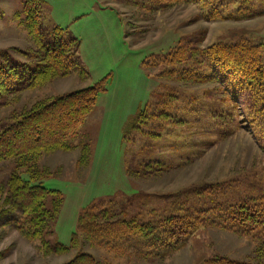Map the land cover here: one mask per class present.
Returning a JSON list of instances; mask_svg holds the SVG:
<instances>
[{"label": "rangeland", "instance_id": "obj_1", "mask_svg": "<svg viewBox=\"0 0 264 264\" xmlns=\"http://www.w3.org/2000/svg\"><path fill=\"white\" fill-rule=\"evenodd\" d=\"M21 1L0 0V53L33 69L43 53ZM40 1L45 40L54 28L77 40L70 60L84 73L36 88L14 82L0 98V132L50 99L94 86L98 97L68 150L0 163V264L83 255L91 264H264L263 230L248 235L242 216L264 217V123L233 103L212 58L219 47L258 48L264 72V0ZM11 178L51 192L45 205L57 211L37 237L20 225ZM175 211L199 221L166 252L143 251L145 240L116 224Z\"/></svg>", "mask_w": 264, "mask_h": 264}, {"label": "trees", "instance_id": "obj_2", "mask_svg": "<svg viewBox=\"0 0 264 264\" xmlns=\"http://www.w3.org/2000/svg\"><path fill=\"white\" fill-rule=\"evenodd\" d=\"M172 1L174 0H160L156 3L165 4ZM22 2V24L36 49L43 53V61L40 67L35 65L32 69L30 65L12 62L7 52H1L0 58L3 65L0 67V98L12 92L15 87L13 83H17L20 79L28 78L29 87L36 88L74 70L84 73L79 64L70 60L73 51L78 49L79 42L71 37L64 39L62 30L54 28L53 32L47 36L46 40L49 43L46 44L44 32L40 26V21H43L41 17L43 3L40 0H22ZM12 51L24 54V51L16 49ZM213 53L212 58L218 66L215 71L217 81L223 85L229 98L242 111L246 110L249 113L251 111L253 123H264V95L259 101L258 91H256L258 87L264 89V72L259 64V49L243 46L219 47ZM100 85L102 83H99ZM94 87L77 90L50 99L48 103L35 105L28 113L23 114L19 121L2 130L0 132V163L11 159L36 160L41 153L68 150L69 139L75 135L76 129L96 105L98 87ZM262 128L264 132V125ZM7 185L16 200L15 208L21 216L20 225L23 223L22 226L25 229L29 228L33 232L36 229L35 237L39 236L38 234L45 229L57 211L56 207L50 211L45 205V200L51 192L42 186L32 187L28 183L25 184L19 178H11ZM261 212L264 214V210ZM92 216L98 217L88 221L91 225L85 226L84 229L94 228L92 224L100 219L98 213ZM242 216L243 223L246 225L245 233L250 235L256 228H261L263 230L261 238L264 239V217L259 218L258 214L253 216L249 213ZM22 219L23 222H21ZM198 221L175 211L171 217L162 221L142 223L138 220L130 222L122 220L115 223L117 227L129 229L136 236L143 238L145 240L143 251L160 253L177 249L181 239L186 238L196 229ZM109 225L110 223H107V226ZM91 260L89 256L83 255L78 257L74 264H91ZM88 261L91 262L88 263ZM205 264L237 263L213 261Z\"/></svg>", "mask_w": 264, "mask_h": 264}]
</instances>
